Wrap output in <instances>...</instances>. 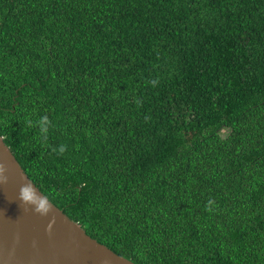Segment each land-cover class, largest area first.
I'll return each mask as SVG.
<instances>
[{"label":"trees","instance_id":"trees-1","mask_svg":"<svg viewBox=\"0 0 264 264\" xmlns=\"http://www.w3.org/2000/svg\"><path fill=\"white\" fill-rule=\"evenodd\" d=\"M0 136L134 264H264V0H0Z\"/></svg>","mask_w":264,"mask_h":264},{"label":"water","instance_id":"water-1","mask_svg":"<svg viewBox=\"0 0 264 264\" xmlns=\"http://www.w3.org/2000/svg\"><path fill=\"white\" fill-rule=\"evenodd\" d=\"M0 264H134L89 237L29 179L0 136ZM25 189V191H21Z\"/></svg>","mask_w":264,"mask_h":264},{"label":"clouds","instance_id":"clouds-1","mask_svg":"<svg viewBox=\"0 0 264 264\" xmlns=\"http://www.w3.org/2000/svg\"><path fill=\"white\" fill-rule=\"evenodd\" d=\"M64 148L60 149V152H63ZM6 173V168L3 164H0V184L6 183L7 182V176L5 175ZM22 192L25 191V189L21 190Z\"/></svg>","mask_w":264,"mask_h":264}]
</instances>
